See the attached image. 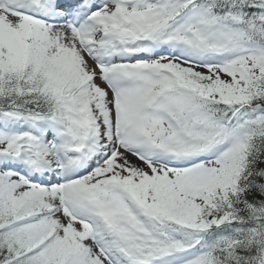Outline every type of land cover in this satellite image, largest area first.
I'll use <instances>...</instances> for the list:
<instances>
[{"label": "rangeland", "instance_id": "374dc122", "mask_svg": "<svg viewBox=\"0 0 264 264\" xmlns=\"http://www.w3.org/2000/svg\"><path fill=\"white\" fill-rule=\"evenodd\" d=\"M245 63L249 64L250 62L246 59ZM5 64H7V60L0 57V65ZM211 75V77L203 76L198 80L199 84L207 91V94L213 95V97L221 96L225 99H229L234 95V84L226 81V79L220 77L218 74ZM99 112L102 118L98 119L102 120L104 130L107 131V136H111L109 133V123L112 118H106L107 112L105 108H100ZM140 119L123 118V121L127 126L134 127L137 131L140 130L149 143L156 142L161 146L169 148H174L178 145L174 136L163 126L154 121L143 124ZM125 140L129 141L132 147H134V144L137 147L141 145L140 142L135 141V134L130 131L126 134ZM110 150L115 151L114 148ZM158 173L163 176H168L167 168H164L162 165L154 163L147 166L129 152H122L117 148L115 154L111 155L110 159L103 164L99 173L90 179H83L77 186V191L74 189L70 192L73 196H76H70V201L77 206L78 191L86 188L88 184H90L89 186L94 184L90 193L96 198L98 206L105 208L109 213V207L116 208L119 206L121 208L119 217L129 219L131 215L127 214V210H122V205H120L119 200H124L117 193L119 185L121 186L122 183H127L131 186V193L141 192L140 190L146 192L153 189L159 195L164 196L168 193L174 196L176 202L186 212L185 223H191L192 225L205 229L207 227L206 223L209 221L211 223L213 222L214 225L222 222L221 214H215L210 219H205L202 216L204 205L202 204L201 198L205 196L202 193L209 196V184L213 181L208 177L212 176H205L202 172H198L196 175H190V179L185 178L188 176L186 174L180 175L181 178L178 177L177 179H170L171 177L168 176L170 180L176 181L170 185V183L162 184V182H159L157 177L162 178V176L158 175ZM221 173L219 169L218 174ZM168 177L166 178L168 179ZM103 181H107L111 185L115 184L117 186L116 192L110 193L112 187L104 189L102 186ZM95 182L98 183L95 184ZM14 187L20 188L13 192V189H17ZM32 190L34 189L20 185L16 181H6V184L0 190V210L5 217H9L10 220L20 218L17 216L21 214L22 216L29 217L32 212H35V214L39 213L40 218L43 216L42 223L29 225L33 221L31 219L29 220L30 222L19 225L14 233L16 237L22 239L18 245H21V247L24 246L27 249V253L30 254L29 263H27L26 258V264H107L105 259L99 254L98 241H92L88 236L87 240L82 233L80 236L81 241L71 242L68 238L70 235L67 234L62 224L63 218L60 215L51 218L50 213L57 208V193L51 194L49 199L52 202L49 203L44 192ZM7 192L11 193L10 198ZM20 192L24 197L18 195ZM105 193L109 194V197ZM135 199L136 196H134ZM129 200L132 202L131 199ZM124 207L127 208V206ZM110 216L115 218L111 213ZM115 219L125 223L121 219ZM20 220L22 221V219ZM24 247L22 248L24 249ZM204 260H206L205 256L202 257L200 264H204Z\"/></svg>", "mask_w": 264, "mask_h": 264}, {"label": "trees", "instance_id": "16d2710c", "mask_svg": "<svg viewBox=\"0 0 264 264\" xmlns=\"http://www.w3.org/2000/svg\"><path fill=\"white\" fill-rule=\"evenodd\" d=\"M246 162L248 166L239 190L235 196H229L225 205L227 212L241 219L242 225L259 229L262 227L261 215L264 216V139L254 143ZM166 205L168 209L171 208L169 204ZM231 227L232 224H227L220 229H213L212 237L219 239L227 236ZM7 249L12 255L8 264H18V258L12 249ZM234 249L233 257L225 264H264V242L260 236L254 237L253 240L245 236ZM1 262H4L2 258L0 264Z\"/></svg>", "mask_w": 264, "mask_h": 264}, {"label": "bare ground", "instance_id": "6f19581e", "mask_svg": "<svg viewBox=\"0 0 264 264\" xmlns=\"http://www.w3.org/2000/svg\"><path fill=\"white\" fill-rule=\"evenodd\" d=\"M47 195L49 193H46ZM19 196L24 197L23 194L18 193ZM64 229L67 232L68 235H70L68 238L70 239V241H76L79 242L81 241L80 239V235L82 233L81 227H78L77 225L65 220V223H63Z\"/></svg>", "mask_w": 264, "mask_h": 264}]
</instances>
